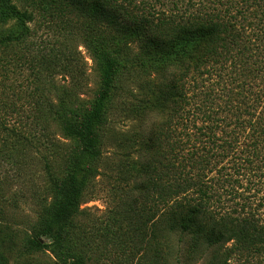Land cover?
<instances>
[{
	"label": "trees",
	"instance_id": "obj_1",
	"mask_svg": "<svg viewBox=\"0 0 264 264\" xmlns=\"http://www.w3.org/2000/svg\"><path fill=\"white\" fill-rule=\"evenodd\" d=\"M36 21L80 40L98 85L87 103L71 91L57 105L38 100L67 145L47 137L57 159L44 164L45 197L24 254L107 264L111 248L127 246L142 252L137 264H168L186 245L214 250L205 264L264 258V0H0V49L24 45ZM56 42L38 48L55 60ZM118 110L159 120L127 148L116 145L112 176L98 165ZM103 175L114 206L99 234L81 206Z\"/></svg>",
	"mask_w": 264,
	"mask_h": 264
},
{
	"label": "rangeland",
	"instance_id": "obj_2",
	"mask_svg": "<svg viewBox=\"0 0 264 264\" xmlns=\"http://www.w3.org/2000/svg\"><path fill=\"white\" fill-rule=\"evenodd\" d=\"M38 24V21L30 24L32 33L24 45L0 49V65L7 64L4 72L0 67V251L7 257L8 264H50L48 252L27 255L22 248L24 239L31 234L36 222L39 196L43 195L44 164L51 161L50 157L53 161L57 159L56 149L50 147L47 137L53 136L60 144L67 145L44 110L37 106L38 100L41 99V106L48 102L57 105L63 94L67 98L71 91L87 103L92 100L98 85L95 65L80 40L75 41L69 36L62 38L57 34L54 38ZM56 40L63 46L55 48L56 56L52 60V51L47 52L38 46ZM70 60L73 66L67 65ZM128 116V112L124 115L119 110L114 115H108L111 124L103 131L102 141L105 138L108 148L99 163L101 165H98L101 173L115 175L117 162L114 161L118 159L116 145L121 149L127 148L141 131L148 134L151 125L159 120L156 116L148 118L145 114L135 119ZM24 137L29 140L25 141ZM73 147L79 149L77 144ZM58 165L61 168V159H58ZM119 167L122 171L128 170L126 163ZM94 183L95 199L83 204L81 209H86L95 218L98 225L95 230L100 234V229L105 227L103 223L107 210L114 206V182L103 175ZM90 228L91 225L85 226L86 231ZM86 240L94 244L99 242V238L91 234ZM189 250L186 245H181L166 263L205 264L215 254L214 250H203L199 254L189 253ZM141 253L131 252L127 246L114 247L110 249L113 256L107 264H137ZM127 255L129 259L125 262L122 257ZM230 264H264V258L234 257Z\"/></svg>",
	"mask_w": 264,
	"mask_h": 264
}]
</instances>
